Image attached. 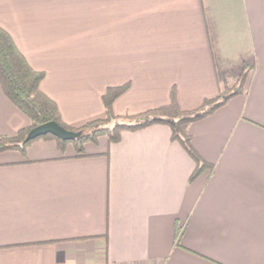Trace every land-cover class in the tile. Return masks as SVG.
I'll use <instances>...</instances> for the list:
<instances>
[{"label":"crops","instance_id":"crops-1","mask_svg":"<svg viewBox=\"0 0 264 264\" xmlns=\"http://www.w3.org/2000/svg\"><path fill=\"white\" fill-rule=\"evenodd\" d=\"M0 27L61 121L240 94L188 127L195 164L165 124L59 151L0 152V264H264V0H0ZM29 119L0 86V136Z\"/></svg>","mask_w":264,"mask_h":264},{"label":"trees","instance_id":"trees-1","mask_svg":"<svg viewBox=\"0 0 264 264\" xmlns=\"http://www.w3.org/2000/svg\"><path fill=\"white\" fill-rule=\"evenodd\" d=\"M248 71L249 66H243L234 86L224 88L216 96L204 99L197 108L190 110L180 107L175 89L172 88L166 104L137 114L117 115L113 111V103L127 90L129 84L108 87L101 96L103 115L72 127L61 121L55 102L41 91L40 83L44 74L29 66L11 36L0 27V86L5 97L29 119V125L19 129L14 135L0 136V152L16 150L24 154L26 147L33 141L50 139L56 142L59 151L64 152L70 144L75 156H83L84 145L89 142L96 143L100 137H105L110 145L120 140L123 131H136L153 124H165L170 130V140L178 143L194 162L195 167L189 176V180H193L203 170L209 169L210 164L193 147L192 136L188 132L189 125L211 115L231 97L240 94ZM50 121L66 130L78 132L79 136L63 141L47 134L26 140L31 129Z\"/></svg>","mask_w":264,"mask_h":264},{"label":"water","instance_id":"water-1","mask_svg":"<svg viewBox=\"0 0 264 264\" xmlns=\"http://www.w3.org/2000/svg\"><path fill=\"white\" fill-rule=\"evenodd\" d=\"M47 134H50L63 141H70L79 136L78 132L66 130L56 122L50 121L31 129L26 137V140H33Z\"/></svg>","mask_w":264,"mask_h":264},{"label":"rangeland","instance_id":"rangeland-1","mask_svg":"<svg viewBox=\"0 0 264 264\" xmlns=\"http://www.w3.org/2000/svg\"><path fill=\"white\" fill-rule=\"evenodd\" d=\"M236 84V83H235Z\"/></svg>","mask_w":264,"mask_h":264}]
</instances>
